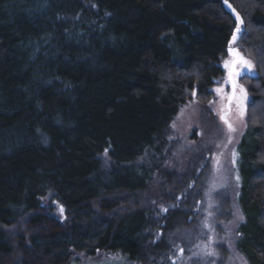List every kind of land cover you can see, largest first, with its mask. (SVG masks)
<instances>
[{"label":"trees","instance_id":"16d2710c","mask_svg":"<svg viewBox=\"0 0 264 264\" xmlns=\"http://www.w3.org/2000/svg\"><path fill=\"white\" fill-rule=\"evenodd\" d=\"M234 32L256 74L227 244L205 224L219 213L161 152L181 105L226 79ZM116 253L264 264V0H0V264Z\"/></svg>","mask_w":264,"mask_h":264},{"label":"rangeland","instance_id":"374dc122","mask_svg":"<svg viewBox=\"0 0 264 264\" xmlns=\"http://www.w3.org/2000/svg\"><path fill=\"white\" fill-rule=\"evenodd\" d=\"M234 44L240 49L237 42ZM227 59L231 60L232 57ZM249 62L251 68H245L242 64L235 66V70L239 73L233 74V81L236 84L235 98H233L234 89L230 93V82L223 79L211 88V96L206 103L192 97L181 105L166 130L167 144L161 152L165 157L163 161L165 170L175 169L177 172H182V176L187 175L193 180V186L189 191L192 193L190 198L200 192L204 193L206 196L204 210L208 214L219 213L220 221H214L212 224L213 218H208L205 224L213 229V233L218 229L221 230L219 232L227 235V244L236 239L237 226L242 220V214L235 199L239 180L235 160L239 143L248 129L246 111L251 96L246 77H253L256 74L253 63ZM241 88L244 89V94L241 93ZM218 89L220 91H217ZM230 95L232 97L229 99ZM241 99L244 113L242 116L240 114ZM222 117H226L234 130H229ZM207 157H209L210 176H206L203 170L199 172L202 167H205ZM58 214L61 215L62 212ZM229 262L230 264H246L236 254L235 256L233 254ZM80 264L135 263H128L119 253H116L109 257L88 258Z\"/></svg>","mask_w":264,"mask_h":264},{"label":"water","instance_id":"95a60500","mask_svg":"<svg viewBox=\"0 0 264 264\" xmlns=\"http://www.w3.org/2000/svg\"><path fill=\"white\" fill-rule=\"evenodd\" d=\"M223 5L228 9V10H230L231 11V7H230V5H229V3L228 2H223ZM232 50H234L233 52H230L229 50L230 49H226V53H227V55L229 56V57H232V59L228 62V70H227V72H226V77H227V79H228V81L230 82V93H232L233 92V79H234V76H233V74L234 73H237V71L235 70V66H237L238 64H241V63H239V62H237V57H236V55L234 54L235 52H238L239 53V55L241 56V57H243L245 60H247L248 61V59L241 53V51L239 50V49H237V48H235V47H233V48H231ZM243 65V64H242ZM244 66V65H243ZM245 68H248V67H246V66H244ZM230 73H232V75L230 76ZM232 97V95H230L229 96V99Z\"/></svg>","mask_w":264,"mask_h":264},{"label":"snow or ice","instance_id":"6c2138e0","mask_svg":"<svg viewBox=\"0 0 264 264\" xmlns=\"http://www.w3.org/2000/svg\"><path fill=\"white\" fill-rule=\"evenodd\" d=\"M237 31H239V29H237ZM235 39H236V37H235V35H234V36H233V40H235ZM229 51H230V52H233L234 50L230 49ZM234 54H235L236 57H237V62L243 64L244 66H246V67H248V68H251V64H250L249 61H247V60H245L243 57H241V56L239 55L238 52H235ZM226 66H227V64H226ZM231 75H232V73H230V76H231ZM235 88H236V84H235V82L233 81V89H234V92H233V98H235ZM217 91H220V90L218 89ZM240 91H241L242 94H244V89H243V88H241ZM240 104H241V111H240V114H241V116H242V115L244 114V113H243V106H242V99L240 100ZM222 119L225 120V123L227 124V126H228V128H229L230 131L234 130V129L232 128L231 123H229V122L227 121L226 117H222ZM234 155H235V153H234Z\"/></svg>","mask_w":264,"mask_h":264},{"label":"bare ground","instance_id":"6f19581e","mask_svg":"<svg viewBox=\"0 0 264 264\" xmlns=\"http://www.w3.org/2000/svg\"><path fill=\"white\" fill-rule=\"evenodd\" d=\"M236 32V31H235ZM234 32V33H235ZM232 34L231 35V37H230V43H229V45L227 46V48L226 49H231V48H233V47H235V48H237L236 46H235V44H234V42H236V39L235 40H233V36L235 35V37L237 36V34L235 33V34ZM238 49V48H237ZM228 56V55H227ZM228 58H229V56H228ZM228 60L229 59H227V66H226V68H225V77H226V72H227V70H228Z\"/></svg>","mask_w":264,"mask_h":264}]
</instances>
